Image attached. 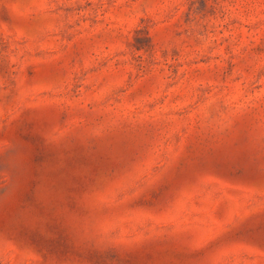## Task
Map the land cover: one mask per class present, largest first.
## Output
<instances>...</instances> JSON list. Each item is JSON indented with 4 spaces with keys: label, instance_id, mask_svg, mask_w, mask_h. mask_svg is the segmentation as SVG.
Returning a JSON list of instances; mask_svg holds the SVG:
<instances>
[{
    "label": "rangeland",
    "instance_id": "rangeland-1",
    "mask_svg": "<svg viewBox=\"0 0 264 264\" xmlns=\"http://www.w3.org/2000/svg\"><path fill=\"white\" fill-rule=\"evenodd\" d=\"M0 264H264V0H0Z\"/></svg>",
    "mask_w": 264,
    "mask_h": 264
}]
</instances>
